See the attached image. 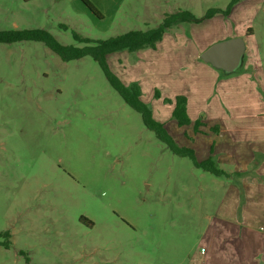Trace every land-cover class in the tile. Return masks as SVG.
<instances>
[{"label": "rangeland", "instance_id": "374dc122", "mask_svg": "<svg viewBox=\"0 0 264 264\" xmlns=\"http://www.w3.org/2000/svg\"><path fill=\"white\" fill-rule=\"evenodd\" d=\"M87 1L99 17L81 0H0V31L44 29L81 47L72 32L106 40L231 2ZM236 37L247 47L233 73L195 58L209 41ZM107 65L139 86L174 136L176 96L190 119L224 126L215 154L228 177L174 155L91 58L63 62L39 42L0 43V233L10 242L0 238V264H264V0L175 25L154 48L113 53ZM206 141L196 138L198 161Z\"/></svg>", "mask_w": 264, "mask_h": 264}, {"label": "trees", "instance_id": "16d2710c", "mask_svg": "<svg viewBox=\"0 0 264 264\" xmlns=\"http://www.w3.org/2000/svg\"><path fill=\"white\" fill-rule=\"evenodd\" d=\"M81 1L90 12L99 17L87 0ZM236 2L237 0H231L230 4L224 11L211 8L207 10L206 14L201 18H195L187 11H178L164 16L161 23L155 28L129 31L106 40H91L72 32L74 41L81 44V47L62 45L44 29L0 31V43L12 44L19 42H39L55 53L63 62L78 60L84 57L91 58L102 69L106 80L118 93L121 99L131 109L140 114L143 125L152 131L156 138L163 142L174 155L188 157L196 168L216 177H228V174L220 169L212 159L211 152L205 160H197L196 150L193 147V139L197 134L201 133L200 128L206 127V125L201 119L195 121L190 120L187 114L185 97L176 96L173 102L170 121L174 132L180 133L181 135V137H176L168 131L164 123H161L152 117L150 108L141 98L139 86L136 83L125 85L109 70L107 57L119 51L134 53L145 48H154L155 44L162 40L166 30L169 28L181 23H200L217 14L228 16L232 5ZM60 27L66 30L64 25H60ZM249 31L250 29H248L247 32ZM247 35L250 34L247 33ZM155 95L158 97V93H155ZM167 102L171 104V101L168 100ZM209 130L211 133L216 132L214 127H209ZM210 146L213 148V145ZM0 238L7 239L3 245L5 248H8L10 246V242L8 241L9 233H0Z\"/></svg>", "mask_w": 264, "mask_h": 264}, {"label": "water", "instance_id": "95a60500", "mask_svg": "<svg viewBox=\"0 0 264 264\" xmlns=\"http://www.w3.org/2000/svg\"><path fill=\"white\" fill-rule=\"evenodd\" d=\"M244 52V39L236 37L209 46L200 54V60L216 70L230 74L240 66Z\"/></svg>", "mask_w": 264, "mask_h": 264}, {"label": "crops", "instance_id": "0c3cea01", "mask_svg": "<svg viewBox=\"0 0 264 264\" xmlns=\"http://www.w3.org/2000/svg\"><path fill=\"white\" fill-rule=\"evenodd\" d=\"M219 16H222V15H220V14H217V15H215L214 17H212V18H210L211 20H215V19H217V18H219ZM210 19H208V20H210ZM176 26H179V24L178 25H176ZM170 29V28H169ZM168 29V30H169ZM167 31V30H166ZM212 41H214V40H211V41H209L208 42V44L207 45H205V47H203V48H201L200 49V51H198V54L195 56V58L196 59H200V54L205 50V49H207L209 46H211V45H213V43H215V41L214 42H212ZM220 41H224V40H222V39H220V40H218V42H220ZM245 42V41H244ZM246 45H245V51H246ZM244 54H245V52H244ZM243 54V55H244ZM243 57V56H242ZM207 64V63H206ZM209 65V64H208ZM250 66H252V65H250ZM214 69V68H213ZM216 70V69H215ZM247 72H249L250 73V76L251 77H248V79L247 80H249L251 83H252V79H254L255 78V72H254V69L252 68V67H247V69H245ZM252 78V79H251ZM251 86V85H250ZM186 108H187V114H188V117H189V110H188V107H187V103H186ZM193 117L194 118H192V119H190L191 121H195V120H197V119H201V118H196V114H194L193 115ZM204 117V116H203ZM201 121H203V123L205 122L206 123V127H201V128H206V129H208L209 130V127H214L215 128V133H211L210 132V130H209V133H205V131L204 130H202V132L201 133H199V134H197L195 137H194V139H193V147L195 148V150H196V154H197V152H198V150H197V147L195 146V141H196V138H197V136H204V137H206L207 138V141H206V143H207V156H206V158L209 156V153L211 152L212 154H211V157H212V159L216 162V164L218 165V167L220 166V161H219V159L216 157V154H215V152H216V150H217V148H218V146H219V143H218V141L220 140L219 138V134H221V132H222V130H223V128H224V126H222V127H220L219 125H218V123L217 122H214V120H213V118H207V116H206V120H202L201 119ZM204 123V124H205ZM239 128H240V126H238ZM200 128V129H201ZM210 145H213V148H211V146ZM205 160V159H204ZM220 168V167H219ZM221 169V168H220ZM223 170V169H222ZM224 171V170H223Z\"/></svg>", "mask_w": 264, "mask_h": 264}]
</instances>
